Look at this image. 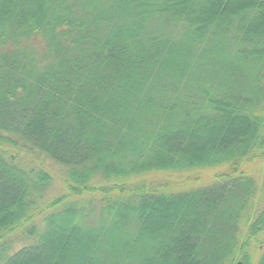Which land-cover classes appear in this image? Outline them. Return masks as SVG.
I'll return each mask as SVG.
<instances>
[{"label":"trees","instance_id":"obj_1","mask_svg":"<svg viewBox=\"0 0 264 264\" xmlns=\"http://www.w3.org/2000/svg\"><path fill=\"white\" fill-rule=\"evenodd\" d=\"M263 105L264 0H0V264H264L250 172L144 179L263 159Z\"/></svg>","mask_w":264,"mask_h":264},{"label":"rangeland","instance_id":"obj_2","mask_svg":"<svg viewBox=\"0 0 264 264\" xmlns=\"http://www.w3.org/2000/svg\"><path fill=\"white\" fill-rule=\"evenodd\" d=\"M19 156L25 164L33 169H45V167H47L46 170H51L53 180L46 191V199L52 198L61 192L60 178L58 179V176L56 175V173H59L61 171L60 167L54 165L49 161L44 162V160L39 157L34 158L30 155H26L23 153L21 154V152L19 153ZM261 159H255L249 162L240 163V165L237 164L236 167H232L230 165H219L215 167L182 171L150 172L144 176V179H150L154 183L160 185H172L174 190H181L177 188L187 189L191 187L206 185L214 181L215 179L218 180L220 177H223V175L227 176V174L229 173L237 174L238 172H250L254 176V179H256V187L258 191L255 195L254 200L252 201L248 216L247 218H245L243 228L245 235L246 233H248L249 225L252 224L255 218L260 214V212L264 210V158L262 160ZM140 177L141 176H139V178ZM261 236L262 234L259 235V237ZM262 247L260 246V248ZM239 263L242 264V261L237 258L236 264Z\"/></svg>","mask_w":264,"mask_h":264},{"label":"water","instance_id":"obj_3","mask_svg":"<svg viewBox=\"0 0 264 264\" xmlns=\"http://www.w3.org/2000/svg\"><path fill=\"white\" fill-rule=\"evenodd\" d=\"M239 264H241V263H239Z\"/></svg>","mask_w":264,"mask_h":264}]
</instances>
